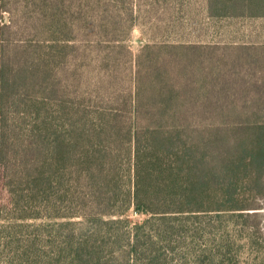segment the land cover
Segmentation results:
<instances>
[{"label": "trees", "instance_id": "trees-1", "mask_svg": "<svg viewBox=\"0 0 264 264\" xmlns=\"http://www.w3.org/2000/svg\"><path fill=\"white\" fill-rule=\"evenodd\" d=\"M136 1L0 0V264H230L246 222L260 232L245 211L264 198V91L226 98L242 122L227 128L167 123L185 116L130 93L104 107ZM203 10L264 20V0ZM84 45L105 70L89 102Z\"/></svg>", "mask_w": 264, "mask_h": 264}, {"label": "rangeland", "instance_id": "rangeland-1", "mask_svg": "<svg viewBox=\"0 0 264 264\" xmlns=\"http://www.w3.org/2000/svg\"><path fill=\"white\" fill-rule=\"evenodd\" d=\"M134 7L135 23L126 43L132 59L127 50H116L115 81L101 91L104 107L119 108L124 94L130 93L145 102L143 111L165 108L185 116L165 121L170 124L227 128L242 123L234 120L236 114L226 98L264 91V20L213 21L206 17L203 0H138ZM84 46L88 56L80 66L81 89L89 102L98 99L97 83L105 70L98 64L97 49ZM138 87H142L139 95ZM159 92L180 97V102L157 107L153 99ZM256 208L245 213H257L260 232L251 235L252 219L246 222L240 255L230 264H264V198ZM130 218L134 223L145 219ZM236 227L234 220L227 219L230 242L237 240Z\"/></svg>", "mask_w": 264, "mask_h": 264}]
</instances>
